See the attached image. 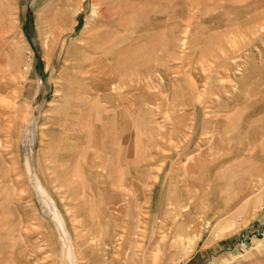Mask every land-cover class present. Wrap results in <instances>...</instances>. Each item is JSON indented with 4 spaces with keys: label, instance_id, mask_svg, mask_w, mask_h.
<instances>
[{
    "label": "rangeland",
    "instance_id": "1",
    "mask_svg": "<svg viewBox=\"0 0 264 264\" xmlns=\"http://www.w3.org/2000/svg\"><path fill=\"white\" fill-rule=\"evenodd\" d=\"M0 83V264H264V0H0Z\"/></svg>",
    "mask_w": 264,
    "mask_h": 264
},
{
    "label": "bare ground",
    "instance_id": "2",
    "mask_svg": "<svg viewBox=\"0 0 264 264\" xmlns=\"http://www.w3.org/2000/svg\"><path fill=\"white\" fill-rule=\"evenodd\" d=\"M68 12V11H67ZM96 13V12H95ZM78 15V14H77ZM122 17V16H121ZM68 17L64 16V15H60L58 13V15L55 17V21H53L52 23H55L57 25H63ZM120 18V16H119ZM117 19V18H116ZM115 21V18H113V14H106V15H101L99 17H96L95 19V26H94V30L92 32H90V34L87 36V42L84 43L82 46L78 47L77 49H74L73 52L69 53V60L67 61L66 64H64V68H63V72L64 73H68L67 77H71L74 80H77V82H82L88 85V88L84 89V88H80L75 92V95H80L83 94L85 99H91L93 97H95L98 92H106V90H110L112 89V86L114 85V77H116V75H114L113 77V72L110 74H102L100 79L98 76H96V74L98 73V71L95 69V65H98L100 67L101 70H103L106 67H109V64L111 62H115L116 65L117 64H125L128 62V60H117L116 57L111 56V52L115 49L118 48V44L120 42L115 41L112 39V36L110 37L109 35H107V31L109 27L113 26V22ZM43 22V21H42ZM70 22V20H68V23ZM74 23H76V21L74 20ZM116 23V22H115ZM115 25V24H114ZM56 27V26H55ZM67 27V25H66ZM45 28V27H44ZM58 28V27H57ZM75 26H72V30H74ZM65 29V28H64ZM117 30V29H116ZM61 31V30H60ZM59 31V32H60ZM113 31V30H112ZM46 32V31H45ZM45 37L44 39V47L48 48V46H50L49 44L53 42V39H51L48 36V33L46 32L45 34H43ZM61 35V34H60ZM118 36V35H117ZM121 36V35H120ZM121 39V38H120ZM124 39V38H123ZM126 44V43H125ZM52 48V47H51ZM47 50V49H46ZM96 55V57H90ZM126 55V54H125ZM120 58V57H119ZM3 61V60H2ZM2 64V62H1ZM6 68V67H5ZM26 69V68H25ZM13 70H8V73H11ZM5 70H2L1 73L5 74ZM118 73V72H117ZM124 73V72H123ZM101 74V73H100ZM123 76L122 73H119ZM154 75V74H153ZM152 76V74H151ZM155 76V75H154ZM106 77V78H104ZM118 78V77H117ZM122 78V77H121ZM126 78V77H125ZM119 79V78H118ZM124 79V78H123ZM67 80V79H66ZM70 81V80H69ZM120 81V80H119ZM121 82V81H120ZM118 83V82H117ZM125 84V83H124ZM122 85V84H121ZM86 87V86H85ZM119 87V86H118ZM60 88V86H59ZM117 88V87H116ZM114 89V88H113ZM118 89V88H117ZM120 89V88H119ZM118 89V90H119ZM8 90V85L6 83H0V95L6 93ZM122 90V89H121ZM115 91V90H114ZM111 92V91H110ZM101 94V93H99ZM104 94V93H103ZM68 95V94H66ZM72 96V95H71ZM69 96V97H71ZM109 96V95H108ZM64 97V96H63ZM73 97V96H72ZM2 98V97H1ZM69 99V98H68ZM78 99V98H77ZM79 99H81V97H79ZM84 100V98H83ZM81 100H78V102H80ZM87 101V100H86ZM90 101V100H89ZM14 102V101H13ZM86 103V102H84ZM81 104V103H80ZM87 104V103H86ZM15 105V104H14ZM89 105V104H88ZM75 107H78L77 105H74ZM92 106H88L87 108H85L86 110L90 109ZM82 110V109H81ZM17 112L16 108L13 105H10L9 102L5 101L4 99H0V123H1V117L5 116L7 114H10V112ZM76 113H78L76 111ZM67 119V118H66ZM81 119V118H80ZM55 120V119H54ZM58 122L55 124H60L61 121L57 120ZM66 122V121H65ZM4 123V122H3ZM9 123L10 125L7 126V128L4 125V129H8L7 131L9 133H12L15 131V128L18 127L17 122L14 120V118L12 120H10L9 118ZM8 123V124H9ZM52 124L54 125V122H52ZM63 125H64V121H63ZM62 125V126H63ZM66 125V124H65ZM60 126V125H59ZM54 127V126H53ZM81 128L82 125H81ZM66 130V128H65ZM64 130V132H65ZM5 131V132H7ZM51 131V130H50ZM8 133V134H9ZM6 137V136H5ZM64 138V136H63ZM10 137H7V140L9 141ZM7 142V141H6ZM5 142V143H6ZM8 143V142H7ZM2 149V148H1ZM86 157V156H85ZM77 161V160H76ZM91 163V162H90ZM13 165V164H12ZM3 166V165H2ZM67 167V166H66ZM5 168V167H4ZM1 169V168H0ZM2 170V169H1ZM3 171V170H2ZM55 171V170H54ZM46 172V171H45ZM4 173V172H3ZM69 190V189H68ZM70 191V190H69ZM59 224L62 226V222L60 221L59 217H56Z\"/></svg>",
    "mask_w": 264,
    "mask_h": 264
}]
</instances>
